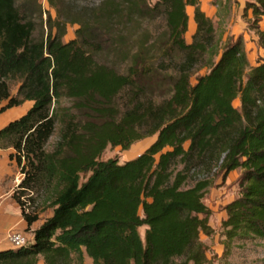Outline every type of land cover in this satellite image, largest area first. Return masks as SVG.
<instances>
[{
    "label": "trees",
    "instance_id": "16d2710c",
    "mask_svg": "<svg viewBox=\"0 0 264 264\" xmlns=\"http://www.w3.org/2000/svg\"><path fill=\"white\" fill-rule=\"evenodd\" d=\"M46 1L54 18L38 0H0V113L33 102L0 128V148L23 174L12 197L25 230L38 220L24 210L26 190H43L52 208L28 244L0 250V264H86L84 253L91 264H204L203 194L215 174L235 169L226 239L264 238V53L251 66L237 39L207 59L214 26L199 0ZM248 9L264 49V0ZM68 24L78 28L63 42ZM149 136L131 159H99L108 145L127 150ZM194 171L204 176L185 187Z\"/></svg>",
    "mask_w": 264,
    "mask_h": 264
},
{
    "label": "rangeland",
    "instance_id": "374dc122",
    "mask_svg": "<svg viewBox=\"0 0 264 264\" xmlns=\"http://www.w3.org/2000/svg\"><path fill=\"white\" fill-rule=\"evenodd\" d=\"M247 1L250 0H200L201 6L204 9L203 11L206 13V15L208 7L211 5L215 6V10H213L212 12L208 11V13H212L211 19L214 26V32L209 51L206 55L207 59L212 55L214 49H221L226 42L241 39L250 65L254 66L260 61L263 54H259V44L257 40H255V37H253V35H255V30L252 26V17H248V10L244 11V6ZM38 2L41 3L43 9H48L51 16L54 18L55 11L54 9L49 7L47 1L38 0ZM188 13L190 14V19L188 22V29L185 34V39L187 42H190L191 36L195 32L196 24L192 18L191 8H188ZM34 19L36 23L35 34H38L41 31V21L37 14H35ZM42 19L43 21H45L46 13H42ZM42 24L43 28L45 29V23L42 22ZM77 28L78 24H68L66 26V33L63 36L62 41L66 42L74 38L75 30ZM246 32L249 36L244 38ZM213 60L216 61L217 57L214 56ZM207 71L208 67H199L191 76V83H195L196 77L206 73ZM16 91L17 84L12 82L10 85L11 95H15ZM4 103L5 102L3 101L1 105ZM233 105L238 110H240V100L238 97L233 100ZM6 115L2 116L0 118V121H4V117H6ZM1 125L3 126V124H0V127H2ZM58 130L59 125H56L52 136L47 142V149L52 148L54 142L57 139ZM147 138L148 141L149 139H152L151 136L146 137V139ZM142 141L147 140L142 139ZM142 143L144 142H139L134 146L132 144L133 147H130L127 150H122L119 146L112 147L108 145L100 155L99 159L106 160L108 158L117 157L119 162H123L124 160L129 158L130 152ZM134 144H136V142ZM9 150L12 151L11 149ZM17 170L18 172H20L18 166ZM196 171H194L193 176L191 177L189 182L185 183V187L192 186L194 178L204 176L203 173ZM22 178L23 174L20 172L19 181L13 187V192L15 191L16 194H19L20 192L17 186ZM240 178V169L232 170L225 176H223L222 174H215L212 178L210 186H208L204 191L203 202L210 209V214L208 216L210 231L207 234L201 233L199 235V242L202 245L206 257L204 264H264V238L256 236L236 237L233 240L229 241L226 239V236L224 234L223 221L226 218L225 206L228 202L238 196L240 192ZM82 180H84V178ZM24 193L25 194H22L20 196V199H25V201L27 202L26 206L29 211L32 210L38 213V220L33 223V226L22 231L29 239V237L33 235L32 231L51 215L52 208L46 206V204L43 203V199L45 197L43 190L39 188L28 189ZM141 213L142 212L140 210V214ZM146 228V225H142L138 228V232L142 239L144 237ZM83 258L84 263L91 264L90 258L85 253L83 254ZM183 259L184 257H179L175 260L181 261ZM189 264H191V262H189Z\"/></svg>",
    "mask_w": 264,
    "mask_h": 264
},
{
    "label": "crops",
    "instance_id": "0c3cea01",
    "mask_svg": "<svg viewBox=\"0 0 264 264\" xmlns=\"http://www.w3.org/2000/svg\"><path fill=\"white\" fill-rule=\"evenodd\" d=\"M200 1V0H199ZM208 5V4H207ZM201 6V2H200ZM188 8H191L190 6L187 7V14H188V21L190 19V14L188 13ZM201 9L204 10L201 6ZM209 12H212L215 10V6L211 5L207 9ZM207 16L211 18L212 13H208ZM248 17L251 18V10L248 9ZM192 18H193V12H192ZM259 28L264 29V16L259 21ZM248 33L246 32L244 35V38H246ZM255 37V40L258 42V36L253 35ZM259 47V54L262 55L264 53V49ZM32 101H24L22 104L18 106L11 107L4 112L0 114V118L2 116L4 117V121H0V124H7L9 121L18 118L20 115H22L31 105ZM2 126V125H1ZM1 128V127H0ZM152 139L144 138L147 141H138L136 142L137 145L139 142H144L141 145L137 146L134 150H132L129 154V158L131 159L138 154H140L145 148H147L155 139V136H151ZM131 146V148L133 147ZM10 152L9 149H1L0 148V250L12 248L10 243L6 240V233L10 229L24 231L26 228V222L21 214V209L19 204L15 201V199L12 197L13 187L18 183L19 181V174L17 170V166L14 162V160L9 159L8 153ZM126 159V160H128ZM125 161V160H124ZM33 224L30 226L32 227ZM33 235L29 237L30 240H32ZM39 264H42V261L39 262Z\"/></svg>",
    "mask_w": 264,
    "mask_h": 264
},
{
    "label": "built area",
    "instance_id": "2783aa9c",
    "mask_svg": "<svg viewBox=\"0 0 264 264\" xmlns=\"http://www.w3.org/2000/svg\"><path fill=\"white\" fill-rule=\"evenodd\" d=\"M22 200L24 201V210L26 212H29L26 206L27 202L25 201V199ZM6 240L10 243L12 248L24 246L30 242V239H28L22 231L14 230V229H10L6 233Z\"/></svg>",
    "mask_w": 264,
    "mask_h": 264
}]
</instances>
